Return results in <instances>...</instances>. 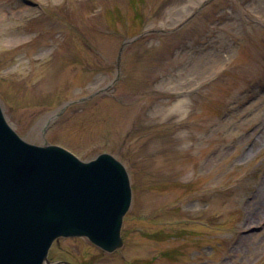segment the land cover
Returning a JSON list of instances; mask_svg holds the SVG:
<instances>
[{
  "label": "rangeland",
  "instance_id": "obj_1",
  "mask_svg": "<svg viewBox=\"0 0 264 264\" xmlns=\"http://www.w3.org/2000/svg\"><path fill=\"white\" fill-rule=\"evenodd\" d=\"M205 1L0 0L8 122L125 164L136 264H264V0Z\"/></svg>",
  "mask_w": 264,
  "mask_h": 264
},
{
  "label": "water",
  "instance_id": "obj_2",
  "mask_svg": "<svg viewBox=\"0 0 264 264\" xmlns=\"http://www.w3.org/2000/svg\"><path fill=\"white\" fill-rule=\"evenodd\" d=\"M129 201L127 173L111 155L86 162L56 145L29 144L0 111V264H42L61 234L113 247Z\"/></svg>",
  "mask_w": 264,
  "mask_h": 264
},
{
  "label": "flooded vegetation",
  "instance_id": "obj_3",
  "mask_svg": "<svg viewBox=\"0 0 264 264\" xmlns=\"http://www.w3.org/2000/svg\"><path fill=\"white\" fill-rule=\"evenodd\" d=\"M84 254L83 250L69 248L67 245H62L57 241L50 252V260L62 261L59 264H97L98 259L96 256L92 255L85 259L86 256Z\"/></svg>",
  "mask_w": 264,
  "mask_h": 264
},
{
  "label": "bare ground",
  "instance_id": "obj_4",
  "mask_svg": "<svg viewBox=\"0 0 264 264\" xmlns=\"http://www.w3.org/2000/svg\"><path fill=\"white\" fill-rule=\"evenodd\" d=\"M47 122V119L44 120V122L42 123V126H45Z\"/></svg>",
  "mask_w": 264,
  "mask_h": 264
}]
</instances>
